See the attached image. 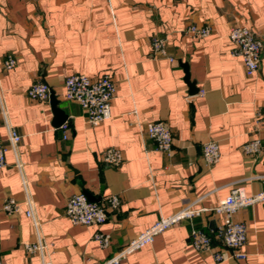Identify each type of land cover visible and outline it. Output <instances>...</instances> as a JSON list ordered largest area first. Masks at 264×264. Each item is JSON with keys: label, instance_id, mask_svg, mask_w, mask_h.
Masks as SVG:
<instances>
[{"label": "crops", "instance_id": "0c3cea01", "mask_svg": "<svg viewBox=\"0 0 264 264\" xmlns=\"http://www.w3.org/2000/svg\"><path fill=\"white\" fill-rule=\"evenodd\" d=\"M191 24L212 33L194 39L186 32ZM238 24L263 34L264 0H0V138L9 142V126L21 135L0 169V256L7 264H104L191 202L212 207L234 187L249 195L264 190V154L254 159L242 150L254 136L264 145V123L256 128L257 112L264 120V59L246 73L229 38ZM155 37L166 39L168 57L153 53ZM9 55L17 59L11 70L4 67ZM73 73L112 77L110 119L88 124L80 104L65 98ZM38 81L51 86L67 114L66 138L50 99L28 96ZM160 120L172 132L171 152L147 134V123ZM209 140L220 145L214 165L203 158ZM109 147L122 150L120 166L103 162ZM85 191L95 202L117 195L121 204L100 226L74 224L66 203ZM8 197L21 204L20 214L3 211ZM30 207L33 217L25 213ZM237 218L247 226L246 259L217 263L212 252L194 249L192 223L183 220L120 264H264V201ZM221 221L206 212L193 223L214 234ZM98 231L111 236L108 247L94 240ZM39 241L42 251L25 248Z\"/></svg>", "mask_w": 264, "mask_h": 264}, {"label": "built area", "instance_id": "2783aa9c", "mask_svg": "<svg viewBox=\"0 0 264 264\" xmlns=\"http://www.w3.org/2000/svg\"><path fill=\"white\" fill-rule=\"evenodd\" d=\"M186 32L194 39L204 38L212 33L209 25L191 24ZM229 38L236 45L234 54L240 56L248 75L258 71L264 59V33L256 34L251 28L244 25H233L229 30ZM152 50L155 55L168 57L167 41L162 37L152 39ZM170 60L174 58L170 57ZM17 65V59L9 55L4 62L7 70L13 69ZM51 86L44 81L33 83L28 89V96L32 100L48 102L51 95ZM116 86L109 74H103L98 78H92L85 73H73L65 79L64 96L67 100L77 102L84 111V121L91 125H99L112 117L111 105L115 96ZM200 95L204 92L200 91ZM264 120L261 112L256 114V128L259 131L263 126ZM70 121L67 119L60 128L64 130L65 138L69 129ZM148 136L153 139L160 150L171 152L173 149L174 138L169 126L164 121H151L146 126ZM21 140V135L13 127H8V143L0 138V169L7 165V152L12 147L15 148ZM245 154L254 159H259L264 154V145L259 136H254L242 147ZM221 156L220 145L216 140H209L203 145V158L209 165L219 162ZM102 160L111 166H120L124 162V155L121 149L116 147L107 148ZM264 201V190L255 194H247L243 188L234 187L230 193L219 200L212 207L200 206L196 201L191 202L169 216H163L148 227L145 231L128 242L117 253L111 256L104 264H120L135 251L150 246L157 235L171 228L175 224L189 220L191 226V244L194 249L199 251L212 252L217 263L230 258L246 259L248 253L244 247L248 239L246 224L237 218L238 212L245 207L252 206L257 202ZM121 200L117 195H110L104 202L89 200L85 193L71 195L66 203V216L74 224L96 225L104 224L108 219V209H117ZM3 211L7 215L20 214L21 204L12 197L4 200ZM211 212L220 215L221 223L217 226L214 234H210L204 229L197 227L193 220ZM26 215L33 217L30 208L26 210ZM94 240L101 246L108 247L111 236L107 233L96 232ZM25 248L30 252L42 251V242L26 243ZM229 252L225 253L224 250ZM0 264H7L0 256Z\"/></svg>", "mask_w": 264, "mask_h": 264}, {"label": "water", "instance_id": "95a60500", "mask_svg": "<svg viewBox=\"0 0 264 264\" xmlns=\"http://www.w3.org/2000/svg\"><path fill=\"white\" fill-rule=\"evenodd\" d=\"M185 80L188 82V84L191 87L194 86V84H192L189 81V72H188L187 67H186V77H185ZM192 91H195V90H192ZM50 104H51L52 110H53V112L55 114V120H54L55 123L58 124V125H62L67 120V114L58 106L59 100L56 98V95H55V92H54L53 89H51ZM85 194L87 195V197L91 201H98L99 200V198H95L94 196H92V194H90L87 191H85Z\"/></svg>", "mask_w": 264, "mask_h": 264}]
</instances>
